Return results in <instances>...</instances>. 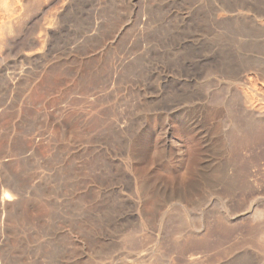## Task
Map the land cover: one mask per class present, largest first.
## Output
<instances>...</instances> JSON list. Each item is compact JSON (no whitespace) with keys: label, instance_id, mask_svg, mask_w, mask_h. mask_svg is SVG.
Instances as JSON below:
<instances>
[{"label":"rangeland","instance_id":"rangeland-1","mask_svg":"<svg viewBox=\"0 0 264 264\" xmlns=\"http://www.w3.org/2000/svg\"><path fill=\"white\" fill-rule=\"evenodd\" d=\"M4 195L0 264H264V0H0Z\"/></svg>","mask_w":264,"mask_h":264},{"label":"bare ground","instance_id":"bare-ground-1","mask_svg":"<svg viewBox=\"0 0 264 264\" xmlns=\"http://www.w3.org/2000/svg\"><path fill=\"white\" fill-rule=\"evenodd\" d=\"M9 81H10V80H9ZM12 83H13V82H12ZM9 199H10V198H8L7 195H4V196H2V198H1V200H0V203L3 204V202H5V201H9Z\"/></svg>","mask_w":264,"mask_h":264}]
</instances>
